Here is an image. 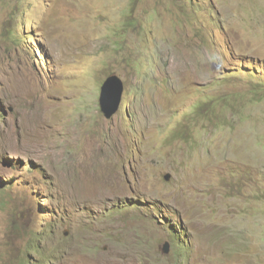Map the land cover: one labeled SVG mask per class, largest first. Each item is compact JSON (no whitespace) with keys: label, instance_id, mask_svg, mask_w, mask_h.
Wrapping results in <instances>:
<instances>
[{"label":"rangeland","instance_id":"rangeland-1","mask_svg":"<svg viewBox=\"0 0 264 264\" xmlns=\"http://www.w3.org/2000/svg\"><path fill=\"white\" fill-rule=\"evenodd\" d=\"M0 264H264V0H0Z\"/></svg>","mask_w":264,"mask_h":264},{"label":"water","instance_id":"water-1","mask_svg":"<svg viewBox=\"0 0 264 264\" xmlns=\"http://www.w3.org/2000/svg\"><path fill=\"white\" fill-rule=\"evenodd\" d=\"M123 93V85L116 76L109 77L101 88V96L99 106L101 113L105 119H110L118 110L121 96ZM165 181L170 179L169 175L164 177ZM162 254H167V246L165 245Z\"/></svg>","mask_w":264,"mask_h":264},{"label":"bare ground","instance_id":"bare-ground-1","mask_svg":"<svg viewBox=\"0 0 264 264\" xmlns=\"http://www.w3.org/2000/svg\"><path fill=\"white\" fill-rule=\"evenodd\" d=\"M87 151H88V149H87ZM82 183V182H81ZM83 188V187H82ZM84 189V188H83ZM81 190V189H80ZM82 191V190H81ZM84 192V191H83ZM75 196V195H74ZM82 196H83V194H82Z\"/></svg>","mask_w":264,"mask_h":264},{"label":"clouds","instance_id":"clouds-1","mask_svg":"<svg viewBox=\"0 0 264 264\" xmlns=\"http://www.w3.org/2000/svg\"><path fill=\"white\" fill-rule=\"evenodd\" d=\"M105 81H106V80H105ZM105 81H104V82H105ZM103 84H104V83H103ZM99 109H100V106H99Z\"/></svg>","mask_w":264,"mask_h":264}]
</instances>
